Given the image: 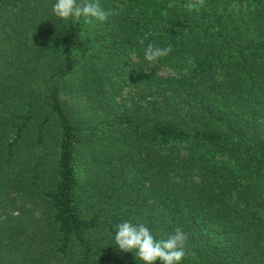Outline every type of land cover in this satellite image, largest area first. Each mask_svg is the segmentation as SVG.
<instances>
[{"label": "trees", "instance_id": "obj_1", "mask_svg": "<svg viewBox=\"0 0 264 264\" xmlns=\"http://www.w3.org/2000/svg\"><path fill=\"white\" fill-rule=\"evenodd\" d=\"M99 2L0 0V264H143L125 220L187 233L183 264H264V0Z\"/></svg>", "mask_w": 264, "mask_h": 264}, {"label": "clouds", "instance_id": "obj_2", "mask_svg": "<svg viewBox=\"0 0 264 264\" xmlns=\"http://www.w3.org/2000/svg\"><path fill=\"white\" fill-rule=\"evenodd\" d=\"M202 3V0H201ZM189 9L197 5L189 3ZM52 13L61 21L68 23L83 22L89 24L93 20L105 22L110 17L118 15L115 9H105L99 0H53ZM143 40L141 44H143ZM172 51L171 46L161 47L149 43L144 50V59L150 63L158 62ZM188 235L181 229L157 238L150 228L142 223L125 220L115 225L113 241L119 250L130 252L143 264H183L186 257V242Z\"/></svg>", "mask_w": 264, "mask_h": 264}]
</instances>
